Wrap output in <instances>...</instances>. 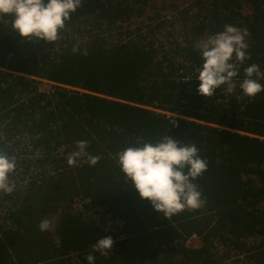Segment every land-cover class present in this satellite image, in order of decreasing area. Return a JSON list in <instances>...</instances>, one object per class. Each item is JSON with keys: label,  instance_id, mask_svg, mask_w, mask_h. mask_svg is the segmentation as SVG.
Returning a JSON list of instances; mask_svg holds the SVG:
<instances>
[{"label": "trees", "instance_id": "trees-1", "mask_svg": "<svg viewBox=\"0 0 264 264\" xmlns=\"http://www.w3.org/2000/svg\"><path fill=\"white\" fill-rule=\"evenodd\" d=\"M149 1L82 0L59 30L56 47L53 42L44 46L34 37L22 39L11 28V16L0 20V66L30 75H0V151L14 155L12 138L15 132L26 131L43 133L34 147L42 163L59 146L65 145L66 153L77 150L79 140L87 141L86 151L99 157L94 166H77L86 173L80 191L74 180L61 175L55 192L42 189L50 183L43 164L28 174L27 184L21 185V173L12 178L15 190L0 191V200L8 205L0 215V264H71L61 256L72 252L81 264H88L89 254L96 257L94 264H143L140 257L157 261L159 244H167L172 253L181 252V259L172 264H215L210 252L213 237L245 250L248 262L264 264V90L249 98L242 89L227 93L222 85L211 97L198 94L202 58L194 47L204 30L211 36L226 24L246 29L250 58L240 64L235 78L244 79V69L251 64L262 72L264 0H192L190 15L187 8L182 12L185 21L194 20L187 43L167 50L153 38L126 36L128 30L112 40L97 34L118 27L134 12L141 14ZM243 1L253 11L243 13ZM90 17L103 23L88 29ZM161 25L159 20L151 30ZM83 32L88 37L85 44L79 42L86 40ZM74 45L79 47L76 53ZM231 62L239 63L235 56ZM38 79L53 82L52 90H39ZM258 82L264 86V78ZM164 135L181 144H196L198 155L207 161V169L192 181L203 206L186 208L169 219L128 186L117 157L127 147L155 143ZM50 162L53 170L68 166L51 158ZM76 191L107 205L114 218L124 221V236L107 255L93 253L91 246L108 232L77 213L57 212L59 203ZM53 212L57 214L51 228L58 244L51 229L38 227ZM6 219L8 224H2ZM193 233L200 236L199 247L174 243Z\"/></svg>", "mask_w": 264, "mask_h": 264}, {"label": "clouds", "instance_id": "clouds-1", "mask_svg": "<svg viewBox=\"0 0 264 264\" xmlns=\"http://www.w3.org/2000/svg\"><path fill=\"white\" fill-rule=\"evenodd\" d=\"M81 2L82 0H0V20L11 16V28L22 39L34 37L42 39L43 43L46 41V44H48V42L59 39V30L65 27V21L69 20L70 14L81 6ZM204 32L208 34L207 30H204ZM247 34L246 29L226 24L223 31L196 42L194 47L200 51L202 58V66L197 69L198 75L196 76L200 82L197 86L198 94L211 97L222 85L227 86V93L235 91L237 87L236 81L238 80L235 77L238 75L239 66L250 58L246 53L248 45L245 42V36ZM72 51L73 53L79 51L78 45H74ZM82 54L86 55L87 53L84 52ZM233 56L239 63L231 62ZM6 72L21 74L26 77L30 76L0 66V75H6ZM244 72L245 78L239 83V87L245 96L249 98L255 97L264 90V86L258 82V79L264 78V73L260 71L257 64H251L246 67ZM254 76L255 78H253ZM42 80L46 79H41L40 81ZM51 83L53 88V82ZM52 88L46 90L38 86L39 90L46 92L51 91ZM82 90L79 88V91ZM59 121L61 119L57 118L56 122ZM42 134V132L35 134L26 131L15 132L12 138L14 155H8L0 151V191L11 194L15 190L12 178H16L18 173L24 175V178L20 179L23 180L21 185L27 184L31 181L28 174H35L42 164L48 178L54 173H58L61 176H69L75 181L81 173L77 169L80 163L94 166L99 160L98 156H93L86 151L88 142L79 140L76 141L77 150L66 153V149L62 145L63 147L61 146L60 149L50 150V156L42 163L38 160L39 152L34 149V147L38 148L35 143ZM198 153L199 149L196 144H181L164 135L155 143L145 142L138 146L127 147L118 152L117 157L120 169L128 179V186H134L141 198L148 199L155 210L162 212L168 218L186 208L198 209L203 206L204 201L201 199V193L197 190L196 185L192 183L207 169L206 159L201 158ZM50 158L63 162V164L66 162L70 167H75L76 172L61 167V165L53 170ZM82 172L85 173V171ZM11 173H13L12 177H10ZM75 183L78 190L80 184L78 181H75ZM60 187L61 183L57 188ZM46 189H50V187ZM130 193L132 192L130 191ZM77 195L82 197V199L78 200ZM74 200H78L80 203L88 201V205H91V208L81 209V212H77L74 208L75 205H72ZM61 204L64 205L57 212L74 211L92 221L94 226L99 228L100 225L105 232H108L107 237L98 239L91 246L93 253L107 255L108 250L116 248L118 242L124 236L122 232L123 223H119L118 218H115L114 221L111 220L107 205L93 202L90 196H83L76 191L67 198V202L61 201L58 207H61ZM85 212H90L94 218L99 217L101 224L94 222V218L91 219V215L89 216ZM114 222H117L119 226L115 235L110 237L111 232L106 226L108 225L113 229ZM51 226V221L46 218L42 219L38 224L40 231H47ZM113 236L116 237L117 244L113 243ZM95 259L96 257L93 254L86 256L88 264H94Z\"/></svg>", "mask_w": 264, "mask_h": 264}, {"label": "rangeland", "instance_id": "rangeland-1", "mask_svg": "<svg viewBox=\"0 0 264 264\" xmlns=\"http://www.w3.org/2000/svg\"><path fill=\"white\" fill-rule=\"evenodd\" d=\"M191 1L192 0H150L143 7L141 14H137L136 12H134L130 16L125 17V19L120 23L118 27H115L116 26L115 25L111 28L97 30V34L105 35L106 39L112 40L113 37L116 38L118 34L123 35V32H125V30H128L127 33H125L126 36L138 37L141 35V36H146L147 39L153 38L155 42L157 43V45L159 44L163 45L164 49L166 50L169 49L170 46H173L176 43L179 44L180 46L185 45L187 43L186 40L189 38L188 28L191 24L194 23V20L190 17L186 19L185 21L184 18L182 17V12L184 11V8L188 9V7L190 6L189 3H191ZM251 7L252 6L250 4L243 2L242 3L243 13L247 14L250 11H253L250 9ZM191 12H192V9H188V12L186 11V14L190 15ZM155 13H157L156 16H154ZM98 20L99 18L96 21H94L90 17L87 20L88 29L91 28L90 24H92L91 26H94V25L97 26L103 23V22H99ZM159 20H162V25L159 27V30H155V31L151 30V27L154 26ZM117 28H118V31H117ZM86 33L87 32L81 33V35L84 38H86V40L80 38L79 42H81L82 44H85V42L88 39V37L86 36ZM207 37H209V34L204 32V34H202V37H200V40L207 39ZM52 42H53V46L56 47L57 41H52ZM43 44L44 46H46V41ZM171 54L172 52L169 53V55ZM186 65H187V62L183 64V66H186ZM262 73H264V69ZM236 79H238L236 81V84H237L236 88L240 89L239 83L242 81L243 78L239 77ZM38 86L41 89L50 90L52 88V83L51 81L42 80L38 83ZM60 148L61 146H59L57 149H60ZM67 168L73 172H76L75 167H70L68 165ZM49 177H50V183L45 182L42 189L50 187V190L52 192H55L56 191L55 187L58 184L60 185L62 178L59 176L58 173H54L52 176H49ZM85 179H86V173L81 172L79 176L77 177V180L75 181H78L79 184H81ZM64 181L66 183L69 182V180H64ZM79 186H78V189L80 191L82 189ZM2 194H0V197L2 196ZM77 198L78 200L82 199V197L78 195H77ZM78 200L72 201V205H75L74 208L76 209L77 212L79 211L81 212V209L91 208V205H88V201L85 203H80ZM63 205L64 204H61V207H58L57 211H59L63 207ZM7 209H8V205L6 201L0 200V215H2L1 212L4 213ZM85 213L89 216L91 215L90 212H85ZM56 214L57 213L50 214V221L51 222L53 221V224H54V221L56 220ZM203 215L204 213H201L195 216L200 217ZM91 219H93V214L91 215ZM118 219H119V223L120 222L121 224L124 223L123 219L121 218H118ZM99 223L101 224V222ZM171 223H174V221H172ZM6 224H8V219H6ZM118 226L119 224L117 222L113 223V229H111L108 225L106 226L107 228H109L111 232L109 235L110 237L111 235H115V232L117 231ZM157 227H154V228H157ZM149 228H153V227H149ZM50 229L52 230L51 233L53 235V240L55 244H58V241H59L58 235L56 234V232L53 231L52 228ZM112 240H113V243L117 244L115 236H113ZM182 241H183V244L188 248L199 247L201 245L200 236L195 233L191 234L189 237L183 240L176 239L174 240V243L178 245L179 247H181ZM212 244L213 246L210 249V252H211L213 259L215 260V264H252L247 261V254L245 253V250L239 247H232L231 245H227L225 244V242L221 241L219 237H213ZM166 245L167 244L158 245L160 248V251H158V257H157L156 262H152L148 256H145L143 258L139 256L140 258L138 259V261L143 262V264H172L175 261L180 260L181 252L172 253L167 249ZM161 249H163V252L161 251ZM10 254L14 256L13 252L11 251H10ZM61 257L66 258L67 262H70L71 264H76L77 262L81 264L77 256V253L75 252L64 253Z\"/></svg>", "mask_w": 264, "mask_h": 264}, {"label": "flooded vegetation", "instance_id": "flooded-vegetation-1", "mask_svg": "<svg viewBox=\"0 0 264 264\" xmlns=\"http://www.w3.org/2000/svg\"><path fill=\"white\" fill-rule=\"evenodd\" d=\"M108 211H109L110 214H111V220L114 221L115 218L112 216V211H110V210H108ZM99 228L102 229V230H104V228H102L100 225H99ZM104 233H105V231H104Z\"/></svg>", "mask_w": 264, "mask_h": 264}, {"label": "built area", "instance_id": "built-area-1", "mask_svg": "<svg viewBox=\"0 0 264 264\" xmlns=\"http://www.w3.org/2000/svg\"><path fill=\"white\" fill-rule=\"evenodd\" d=\"M2 218V217H1ZM94 218V217H93ZM94 221H96V222H99V217H96V218H94L93 219ZM3 223V222H2Z\"/></svg>", "mask_w": 264, "mask_h": 264}, {"label": "bare ground", "instance_id": "bare-ground-1", "mask_svg": "<svg viewBox=\"0 0 264 264\" xmlns=\"http://www.w3.org/2000/svg\"><path fill=\"white\" fill-rule=\"evenodd\" d=\"M6 222H3V224H5Z\"/></svg>", "mask_w": 264, "mask_h": 264}]
</instances>
